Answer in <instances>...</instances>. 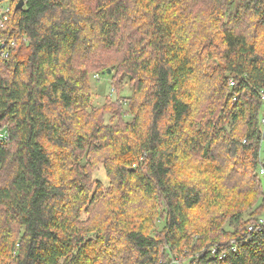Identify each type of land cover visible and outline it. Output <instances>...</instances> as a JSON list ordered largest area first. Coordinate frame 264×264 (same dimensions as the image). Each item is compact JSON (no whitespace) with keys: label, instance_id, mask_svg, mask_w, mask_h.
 Wrapping results in <instances>:
<instances>
[{"label":"trees","instance_id":"16d2710c","mask_svg":"<svg viewBox=\"0 0 264 264\" xmlns=\"http://www.w3.org/2000/svg\"><path fill=\"white\" fill-rule=\"evenodd\" d=\"M4 1L0 264H264V0Z\"/></svg>","mask_w":264,"mask_h":264},{"label":"rangeland","instance_id":"374dc122","mask_svg":"<svg viewBox=\"0 0 264 264\" xmlns=\"http://www.w3.org/2000/svg\"><path fill=\"white\" fill-rule=\"evenodd\" d=\"M9 5H10L9 1H4L1 5V8L5 9L9 7ZM90 82H91L92 91L94 95L93 104L95 107H98L104 104V102L107 100L108 97L112 100H117V94L112 86L111 76L102 74L99 76V79H98L96 75L94 76L92 75L90 78ZM129 93L130 91L129 89H127L124 92H122V96H126ZM263 159H264V155H263ZM263 169L264 168L260 169L259 171L260 175ZM94 175L96 179L102 181L103 183H106L105 175L102 169L97 170ZM263 182H264V179H263ZM250 202H251V205L253 206L254 202L253 201H250ZM252 206L250 207L247 206L248 214H253L256 212V210H254ZM262 213L264 214V211H262ZM256 214H258V216L262 218L261 211H258Z\"/></svg>","mask_w":264,"mask_h":264},{"label":"built area","instance_id":"2783aa9c","mask_svg":"<svg viewBox=\"0 0 264 264\" xmlns=\"http://www.w3.org/2000/svg\"><path fill=\"white\" fill-rule=\"evenodd\" d=\"M10 11V7H7L5 9H2L0 7V30H5L6 29V25L8 22V13ZM27 41V39H26ZM15 46V42H8L5 39H0V61L2 60H6L9 58L10 56V52L12 50V48ZM97 77L99 78V76L97 75ZM231 85H234V81L231 80ZM262 98L264 100V93L262 95ZM5 133V134H4ZM3 134H0V137H5L6 132H4ZM261 174L264 175V169L261 171ZM250 230H253V228H250ZM212 250V254L216 255L217 254V249L213 248ZM235 251V249H234ZM225 255L221 254L220 258L223 259Z\"/></svg>","mask_w":264,"mask_h":264},{"label":"water","instance_id":"95a60500","mask_svg":"<svg viewBox=\"0 0 264 264\" xmlns=\"http://www.w3.org/2000/svg\"><path fill=\"white\" fill-rule=\"evenodd\" d=\"M23 6H24V2L21 1V2L18 4L17 8L20 9V8H22ZM109 73H111L110 70H109Z\"/></svg>","mask_w":264,"mask_h":264}]
</instances>
